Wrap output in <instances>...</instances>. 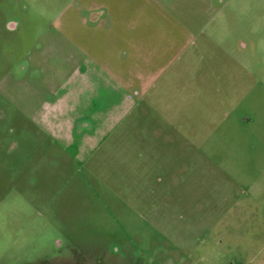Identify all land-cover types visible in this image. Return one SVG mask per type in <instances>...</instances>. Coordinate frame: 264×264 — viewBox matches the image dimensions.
Masks as SVG:
<instances>
[{"label":"rangeland","instance_id":"rangeland-1","mask_svg":"<svg viewBox=\"0 0 264 264\" xmlns=\"http://www.w3.org/2000/svg\"><path fill=\"white\" fill-rule=\"evenodd\" d=\"M0 264H264V0H0Z\"/></svg>","mask_w":264,"mask_h":264},{"label":"crops","instance_id":"crops-1","mask_svg":"<svg viewBox=\"0 0 264 264\" xmlns=\"http://www.w3.org/2000/svg\"><path fill=\"white\" fill-rule=\"evenodd\" d=\"M103 6H105V5H103ZM97 6H90V7H88V8H86V10H92V9H97L96 8ZM98 7H102L101 6V4L98 6ZM106 10H105V15H106ZM107 17V16H106ZM85 21V20H84ZM102 21H103V19L102 20H100V22H98V23H100V25H101V23H102ZM90 64H93L92 62H90ZM91 67H96V65H94V66H91ZM126 77V79H129L130 80V75H129V77H128V74L125 76ZM128 96H129V99H133L132 97H133V92H132V94L130 93V95H129V93L127 94Z\"/></svg>","mask_w":264,"mask_h":264},{"label":"flooded vegetation","instance_id":"flooded-vegetation-1","mask_svg":"<svg viewBox=\"0 0 264 264\" xmlns=\"http://www.w3.org/2000/svg\"><path fill=\"white\" fill-rule=\"evenodd\" d=\"M96 18H92L91 20H95ZM9 25H12L10 28H14L15 25L13 23H10Z\"/></svg>","mask_w":264,"mask_h":264}]
</instances>
